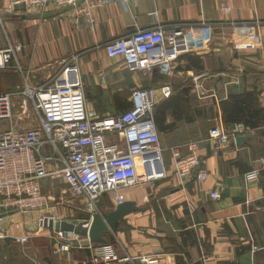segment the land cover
Masks as SVG:
<instances>
[{
	"label": "crops",
	"instance_id": "crops-1",
	"mask_svg": "<svg viewBox=\"0 0 264 264\" xmlns=\"http://www.w3.org/2000/svg\"><path fill=\"white\" fill-rule=\"evenodd\" d=\"M80 9H21L0 0V50L21 45L12 66L0 70V94L18 84H58L75 67L92 119L130 108L136 87L157 88L160 103L167 98L159 91L164 85L170 86L168 97L180 93L193 113H202L190 122L173 118L174 127L158 133L164 176L122 191L142 211L125 215L118 230L105 236L116 256L108 264H203V259L264 264V122L246 126L244 135L225 144L209 138L221 114L220 101L230 94L255 90L264 108L259 99L264 88V0H106L93 8L91 17ZM158 26L166 31L179 26L186 41L181 50L169 48L167 70L130 71L121 56L105 53L108 42ZM223 125L226 132L233 128ZM190 141L198 142L209 173L200 186L194 175L181 181L173 171L172 148ZM253 170L258 176L247 180L245 174ZM52 184L43 182V187ZM211 193L221 197L213 199ZM106 197L99 201V212L116 206ZM53 207L36 209L46 214L26 210L0 217V230L9 233L0 239V264H94L86 246L54 252L58 235L41 222L47 217L88 222L92 213L85 208L86 215L75 218L50 211ZM23 235L28 241L20 244L15 237ZM78 242L91 243L82 235Z\"/></svg>",
	"mask_w": 264,
	"mask_h": 264
},
{
	"label": "built area",
	"instance_id": "built-area-1",
	"mask_svg": "<svg viewBox=\"0 0 264 264\" xmlns=\"http://www.w3.org/2000/svg\"><path fill=\"white\" fill-rule=\"evenodd\" d=\"M104 2L106 0H11L14 5L40 10L80 5L86 17H91L93 8ZM222 6L228 10L225 4ZM185 42L179 26L168 31L158 26L137 29L127 37L114 39L104 50L110 57L121 56L130 71L153 67L163 70L172 58L169 48L181 50ZM20 49L21 45L15 44L0 50V70L10 66ZM69 69V76L58 84L34 88L18 84L13 90L0 94V217L53 206L55 198L43 192V182L54 179H62L68 191L82 198L86 209L93 213L99 211L103 195H108L116 205L121 204L126 201L122 191L164 176L162 148L153 119L157 88L136 87L129 96L130 108L92 119L87 115L83 85L74 73L75 67ZM159 91L163 97L171 93L168 85L160 87ZM198 94L205 97L201 90ZM14 99L19 102L15 103ZM259 99L264 101V88ZM14 121L21 123L20 126ZM214 121L209 138L219 144L234 141L236 135H244L247 130L242 123H235L226 132L220 115ZM182 148L187 149L185 155ZM171 153L173 171L179 180L194 175L200 186L208 179L198 142L173 147ZM257 176L258 170L245 174L247 180ZM210 195L213 199L221 197L219 193ZM47 218L62 221L60 217ZM56 235L54 252L70 253L73 248L86 246L94 264H108L116 258L109 244L95 245L89 240L88 245H81L78 234L58 232ZM8 236L9 233L0 230V239ZM15 240L24 244L28 236L15 237ZM203 262L214 264L204 259Z\"/></svg>",
	"mask_w": 264,
	"mask_h": 264
},
{
	"label": "trees",
	"instance_id": "trees-1",
	"mask_svg": "<svg viewBox=\"0 0 264 264\" xmlns=\"http://www.w3.org/2000/svg\"><path fill=\"white\" fill-rule=\"evenodd\" d=\"M13 62V61H12ZM12 62L10 66H12ZM9 66V67H10ZM15 88V87H14ZM258 92L245 91L238 94H230L220 101L221 120L223 124L242 123L250 128H256L259 123L264 122V108L258 103ZM188 99L180 94H171L154 107V123L157 132H166L174 127V119L184 118L187 122L192 121L193 116H200L199 109L192 112ZM169 118H174L173 123L167 122ZM215 122L211 125L212 128ZM159 135V134H158Z\"/></svg>",
	"mask_w": 264,
	"mask_h": 264
},
{
	"label": "water",
	"instance_id": "water-1",
	"mask_svg": "<svg viewBox=\"0 0 264 264\" xmlns=\"http://www.w3.org/2000/svg\"><path fill=\"white\" fill-rule=\"evenodd\" d=\"M19 7L22 9L23 5ZM241 137H237L239 141ZM134 211H142L134 201H125L117 204L113 209L106 212H93L90 219L78 223L68 221H55L53 218H45L42 224L48 226L52 231L58 232H72L78 235L86 236L93 243H106V235L115 233L119 222H125V215ZM87 224V225H85Z\"/></svg>",
	"mask_w": 264,
	"mask_h": 264
},
{
	"label": "rangeland",
	"instance_id": "rangeland-1",
	"mask_svg": "<svg viewBox=\"0 0 264 264\" xmlns=\"http://www.w3.org/2000/svg\"><path fill=\"white\" fill-rule=\"evenodd\" d=\"M16 110H17V107L15 109V112ZM14 124L18 127L20 126L21 123L19 124L14 121ZM43 192L46 194H50L52 197L55 198V204H53V206H56V207H53V209H50V211L61 213L63 216L70 215L75 218H77V216L84 217L86 215L85 202L80 197H77L73 195L72 193H70L68 191L67 185H65L62 180L54 179L53 184L51 186L43 187ZM106 198H107L106 195H103V197L101 198V201L102 202L105 201ZM33 211L37 213H44V214L49 213V212H44L47 210H36L35 209ZM106 243H103V244H106ZM95 245H98V243H96Z\"/></svg>",
	"mask_w": 264,
	"mask_h": 264
},
{
	"label": "bare ground",
	"instance_id": "bare-ground-1",
	"mask_svg": "<svg viewBox=\"0 0 264 264\" xmlns=\"http://www.w3.org/2000/svg\"><path fill=\"white\" fill-rule=\"evenodd\" d=\"M141 169V168H140Z\"/></svg>",
	"mask_w": 264,
	"mask_h": 264
}]
</instances>
